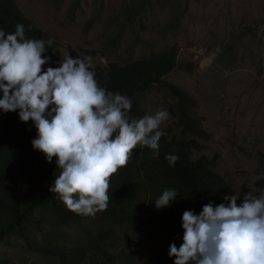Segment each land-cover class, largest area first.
Returning a JSON list of instances; mask_svg holds the SVG:
<instances>
[{
	"label": "rangeland",
	"instance_id": "obj_1",
	"mask_svg": "<svg viewBox=\"0 0 264 264\" xmlns=\"http://www.w3.org/2000/svg\"><path fill=\"white\" fill-rule=\"evenodd\" d=\"M13 1L54 40L53 62L71 54L106 69L174 47L178 65L163 80L185 93L193 121L182 119L166 85L132 99L130 118L167 110L165 138L239 192L238 204L256 194L264 178V0H143L132 14L140 0ZM119 238V250L137 249L134 236Z\"/></svg>",
	"mask_w": 264,
	"mask_h": 264
},
{
	"label": "trees",
	"instance_id": "obj_2",
	"mask_svg": "<svg viewBox=\"0 0 264 264\" xmlns=\"http://www.w3.org/2000/svg\"><path fill=\"white\" fill-rule=\"evenodd\" d=\"M142 1L127 12L134 13ZM17 23L25 25L26 38H49L21 14L13 0H0V28L10 33ZM177 65L171 47L124 66L94 68L101 86L131 100L153 86L166 85L177 99L182 119L193 121L184 112L185 93L163 80ZM35 134L31 120L22 123L15 112L0 113V264H173L168 247L182 243L183 212L198 214L203 205H218L235 192L201 160L193 161L178 141L163 136L159 158L138 144L127 165L110 177L107 210L94 217L77 215L48 191L60 169L56 157L48 163L44 154L32 149ZM166 154L179 157L174 167L164 159ZM256 185L255 196H259L264 178ZM166 189H175L178 195L168 207L157 210L154 203ZM71 228L82 230L81 235L70 236ZM119 232L134 236L137 249L119 250Z\"/></svg>",
	"mask_w": 264,
	"mask_h": 264
},
{
	"label": "clouds",
	"instance_id": "obj_3",
	"mask_svg": "<svg viewBox=\"0 0 264 264\" xmlns=\"http://www.w3.org/2000/svg\"><path fill=\"white\" fill-rule=\"evenodd\" d=\"M53 43L26 38L22 23L10 33L0 28V113L32 121V149L48 163L56 157L60 169L48 191L73 213L94 217L107 210L110 177L127 165L138 144L159 158L161 125L169 113L159 109L131 119V99L101 86L91 58L67 54L53 62L47 55ZM164 159L174 167L179 157ZM177 195L164 190L155 208L168 207ZM238 198L234 192L198 214L183 212L182 243L168 247L173 264H264V191L247 192L239 204Z\"/></svg>",
	"mask_w": 264,
	"mask_h": 264
}]
</instances>
